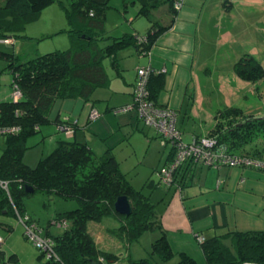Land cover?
Here are the masks:
<instances>
[{
    "label": "trees",
    "instance_id": "1",
    "mask_svg": "<svg viewBox=\"0 0 264 264\" xmlns=\"http://www.w3.org/2000/svg\"><path fill=\"white\" fill-rule=\"evenodd\" d=\"M54 1L5 0L0 5V40L8 38L1 31L3 24L10 26L30 19ZM122 1L124 10L129 4H136V16H145L151 22L145 34L141 35L146 37L145 41L137 44L140 35L130 33L119 37L106 35L105 14L109 0H72L69 5H63L67 21V27L63 30L67 32L70 41L67 49L46 52L23 62L18 61L13 52L0 50V58L7 61V68L12 74L11 87L15 83L22 94L18 101L10 97L0 101V126L19 127L18 131L2 136L0 180L6 181L7 187L0 185V212L6 210L16 216L17 213L25 215L24 197L38 190L77 201L74 209L57 213L49 222L54 224L53 221L66 219L68 226L62 233L53 235L48 230L43 231V234L53 238L57 254L55 258H46L44 264H112L121 259L120 255L99 249L87 231L88 222H99L105 217H113L118 221V226L109 231L122 240L127 249L147 230L157 229L161 233L151 243L147 257L133 258L127 252L126 264H156V258L168 262L175 255L162 228L157 203L131 185L110 151L96 156L84 143L61 139L34 166L23 160V153L28 147L26 140L49 122L48 112L56 99H88L95 87L107 81L104 58L111 57L114 61V54L128 44L148 50L159 34L170 27L171 22L161 24L153 20L152 9L166 4L172 15L177 11L174 7L176 0ZM233 71L245 81L256 82L264 78V66L248 53L234 63ZM162 83L161 73H151L147 88L149 98L154 103H157L155 97ZM225 110L231 113L229 116L241 114L237 108L229 107ZM63 122L73 124L68 119L56 120L57 125ZM256 122L259 126L256 129L264 131L262 117L236 123V127L228 128L223 133L209 132L216 136L219 146L235 152L232 151L235 144L229 146L230 139L237 145L250 142V137L242 136L241 132H252ZM252 136L251 142L254 140ZM238 154L264 158V146L251 148V154ZM185 168L184 164L172 184L181 179L180 172ZM27 185L32 186L34 191L27 192ZM121 195H127L131 201L133 209L129 215L120 214L114 209V202ZM199 244L206 264H241L243 261L264 264V231L234 230L207 238ZM178 254L179 260L174 264H196L195 259L187 253L182 251ZM43 255L44 252L40 250V256Z\"/></svg>",
    "mask_w": 264,
    "mask_h": 264
},
{
    "label": "crops",
    "instance_id": "2",
    "mask_svg": "<svg viewBox=\"0 0 264 264\" xmlns=\"http://www.w3.org/2000/svg\"><path fill=\"white\" fill-rule=\"evenodd\" d=\"M246 3H251V0H182L181 6L173 15L167 7L168 22H171V25L159 34L148 50H141L134 44L120 48L114 54V61L111 57H106L109 58L107 66L103 60L107 81L95 87L88 99L61 98L53 102L48 112L49 122L42 125L38 131L43 139L47 138L46 142L42 140L43 145L46 143L47 146L42 152L47 150L49 153L58 140H74L86 144L96 156L110 151L122 168L120 153L124 156L130 152L128 149L136 150L140 144L151 145L150 142L159 138V135L153 128L146 127L135 111L113 112L114 108L132 102L133 86L140 67L151 68L153 75L162 74L163 83L156 93L155 100L158 105L176 111L177 127L183 136L185 117L190 119L203 114L205 98L204 94H199L201 91L198 88L200 85L198 71L204 65H200L197 54L201 22L212 21L218 15L223 18L226 13L231 12L234 5ZM134 19L133 15L129 14L128 21L133 23ZM134 24L137 29L132 30L130 34L141 36L148 30L142 32V22ZM136 43L138 44V41ZM192 100L194 104H191ZM91 108L99 112L96 118L89 117ZM57 119L74 122V132L71 136L59 131ZM198 126V129H191V137L188 140L193 135H203L210 131V127L206 129L202 121ZM162 147L166 157L161 166L171 158V147L168 150L167 146ZM145 158L143 155L142 161ZM185 165L187 169L181 170V179L177 183L161 184L162 193L157 200L162 228L171 247L175 248L174 246L178 245L176 252H188L184 248H188L186 245L193 243L192 241H198L197 236L205 240L234 230L264 231V170L241 165L210 167L191 162ZM0 213L11 214L6 210ZM25 213L41 226L28 211L25 210ZM102 221L104 218L99 223ZM91 223L98 224L88 222V232ZM0 224L10 232L5 236L0 231L4 238L0 248V264H6V260L19 264L21 261L19 251L14 246L16 242L26 239L23 231L20 235L17 228L11 232L13 228L6 221L0 220ZM118 224L116 220L113 227H95L96 235L89 232L99 249L105 250L104 246L107 245L115 246L117 249L125 247L122 240L117 237V244L114 243L115 240L106 238V235L113 236L109 230ZM45 230L52 234L48 227L43 229ZM158 233L161 234L159 230ZM34 252L31 256L36 264H44L45 260L41 261L40 253ZM122 254L125 257L127 255L120 253V256ZM120 261L119 264H126L120 259L112 264H118Z\"/></svg>",
    "mask_w": 264,
    "mask_h": 264
},
{
    "label": "rangeland",
    "instance_id": "3",
    "mask_svg": "<svg viewBox=\"0 0 264 264\" xmlns=\"http://www.w3.org/2000/svg\"><path fill=\"white\" fill-rule=\"evenodd\" d=\"M4 1L0 0V5H3ZM71 1L55 0L30 19L16 24L12 23L10 26L5 25L6 23L3 24L1 31L12 42L0 41V50L13 52L18 57V61L23 62L46 52L67 49L70 46V41L67 32L63 30L67 27L63 5H69ZM136 12V4H129L124 10L122 0H109V7L105 14L106 35L119 37L126 32L131 33L132 30L137 29L134 22L136 24L142 22L141 29L142 32H145L150 27L151 22L145 16H136ZM152 12L153 20L157 19L161 24L168 23L169 13L166 4L152 9ZM129 14L135 18L133 23L128 21ZM198 37L200 40L197 51L198 59L200 65H204L198 71V80L200 81L198 88L201 91L199 94H204L205 99L202 106L203 114L200 117H189L190 119L185 117L186 122L183 125L184 133L182 136L185 141L191 137V129H198V124H201V121L206 129L210 127L212 133H223L228 128L234 127L236 123L264 117V78L256 82L245 81L237 77L233 71L234 63L245 53L251 54L264 66V0H251V3L234 5L231 12L226 13L223 18L218 15L212 21L203 20ZM108 63L109 58H105L104 65L107 66ZM11 79L12 74L7 68V61L0 58V100H8L11 91ZM192 103L194 104L193 100ZM229 107L237 108L241 114L229 116L231 113L229 114L226 110L223 111ZM256 124L253 126L255 130L252 132H241L242 136L250 137V142L238 143L237 145L235 141L231 142L230 139L229 146L235 144V148L232 150L235 152L231 153L236 154L238 151L251 154V148L264 146V131H258L259 129H256L259 127L258 122ZM207 133L210 134V132ZM41 135L40 132H36L26 140L28 147L23 153V160L31 166L37 163L39 157L48 153L47 150L42 152L45 147L47 148L46 143L43 145L42 140L45 141L47 138L43 139ZM251 135L254 139L252 142ZM150 143L149 146L140 144L136 150L128 149L130 152L127 155L123 156L120 153L122 157L119 159H121V169L131 185L143 194L149 195L151 200L157 203L162 193L160 187L163 186L159 182L156 168L161 167L166 155L163 154V147L159 138ZM2 144L3 137L0 136V152ZM169 147L170 145H167V150ZM146 149H148L147 153ZM143 155L146 157L144 161H142ZM23 205L25 210L42 226V229L48 227L53 235H59L64 228L49 223L51 218L64 210L74 209L77 206V201L49 195L38 190L24 197ZM0 220L6 221L12 226L11 232L17 228V232L22 235V223L16 215L0 213ZM96 223L102 224V226L91 223L88 227L89 232L93 235L95 234V227H113L116 220L113 217H105L104 221ZM0 231L5 236L10 233L1 224ZM159 236L157 229L147 230L142 233L137 241L132 242L128 249L124 246L117 249L115 246L108 245L104 246V249L117 255L129 251L134 258L147 257L151 243ZM106 238L115 240L114 243L117 244L116 237L106 235ZM192 242L186 245L188 248H184L188 251L185 253L193 257L196 264H206L198 241ZM177 246L171 247L175 253L171 260L162 262L156 258V264L176 263L179 260V254L175 250ZM14 247L19 251L21 260L19 264H32L33 262L36 264L31 255L34 251V253L39 254L40 250L28 239L16 242ZM40 259L43 262L46 257L43 255ZM120 260L127 263L124 254L121 255ZM7 261L5 262L7 263Z\"/></svg>",
    "mask_w": 264,
    "mask_h": 264
},
{
    "label": "built area",
    "instance_id": "4",
    "mask_svg": "<svg viewBox=\"0 0 264 264\" xmlns=\"http://www.w3.org/2000/svg\"><path fill=\"white\" fill-rule=\"evenodd\" d=\"M182 0H176L174 7L178 9L181 6ZM138 42H143L146 37L139 36ZM5 43L10 42L8 38L1 39ZM12 42V41H11ZM149 67H140L137 70V77L134 82L132 97L130 104L114 108L113 112L129 111L136 112L138 118L145 126L151 127L159 135L162 146L170 145L171 158L158 170L159 182L164 185H171L174 182V177L178 174L184 164L200 163L205 166L218 167L220 165H241L251 168L264 170V158L249 156L245 154H233L227 151L224 147L219 146L215 135L203 134L193 135L188 141L183 140L182 131L177 127V113L174 109L164 107L154 103L149 98V90L147 88L148 78L152 73ZM19 87L14 83L11 87L9 97L13 101H18L21 97ZM99 112L95 108L89 111L91 119L96 118ZM67 121V119H64ZM74 124V122H73ZM73 124L63 122L57 125L59 131H62L67 136H71L74 132ZM18 126H0V136L18 131ZM0 185L7 187V182L0 180ZM19 221L22 223L23 233L25 237L38 249L44 252L46 258L57 257L54 249V240L51 236L43 234V229L40 228L34 221H30L28 215H20L17 213ZM55 225L66 228L68 222L66 219L53 221ZM197 240L201 242L203 238L197 236ZM3 243V238L0 235V248ZM6 264H12L7 261ZM241 264H259L254 261H243Z\"/></svg>",
    "mask_w": 264,
    "mask_h": 264
},
{
    "label": "water",
    "instance_id": "5",
    "mask_svg": "<svg viewBox=\"0 0 264 264\" xmlns=\"http://www.w3.org/2000/svg\"><path fill=\"white\" fill-rule=\"evenodd\" d=\"M27 192H33L34 188L30 185L25 186ZM114 209L120 214L129 215L132 212L133 206L127 195L118 196L114 202Z\"/></svg>",
    "mask_w": 264,
    "mask_h": 264
}]
</instances>
